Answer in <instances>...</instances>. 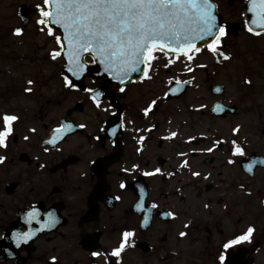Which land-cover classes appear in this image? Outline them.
<instances>
[{
  "label": "flooded vegetation",
  "instance_id": "af4514ba",
  "mask_svg": "<svg viewBox=\"0 0 264 264\" xmlns=\"http://www.w3.org/2000/svg\"><path fill=\"white\" fill-rule=\"evenodd\" d=\"M213 2L221 23L233 25L226 29L223 51L244 66L235 69L231 100H225L226 87L218 83L214 69L197 67L201 53L191 64L194 72L179 61L165 68L171 57L157 53L153 79L126 84L123 93L118 84L85 77L76 89L66 88L60 79L54 95H24L34 107L24 118L17 115L7 147L0 148V156L6 157L0 164V237L8 228L40 227L48 212L60 222L20 248L12 242L18 250L15 258L0 264H53V257L56 264H220L224 243L249 227L254 228L250 242L229 249L227 264H264V160H253L255 155L264 158V149H253L247 125L237 121L264 119V50L253 48L264 33L255 36L246 30V0ZM202 52L217 66L230 60L218 63L217 56ZM138 79L139 74L133 77ZM21 85L1 72L0 100L21 96ZM210 85H222V95L210 93ZM201 87L211 100L206 112ZM86 88L104 95L94 103ZM153 100L157 103L145 116ZM216 102L234 113H210ZM201 116L211 126L232 127L229 136L218 139L222 145L214 146L211 137L201 134ZM232 140L244 149L243 156L232 154ZM195 160L209 165L201 166V180L190 193L189 166ZM33 209L40 223L26 222ZM169 212L173 215H164ZM125 231L134 233L128 237L132 246L126 244L118 258L111 257ZM93 251L102 255L93 257Z\"/></svg>",
  "mask_w": 264,
  "mask_h": 264
},
{
  "label": "snow or ice",
  "instance_id": "6c2138e0",
  "mask_svg": "<svg viewBox=\"0 0 264 264\" xmlns=\"http://www.w3.org/2000/svg\"><path fill=\"white\" fill-rule=\"evenodd\" d=\"M250 4L260 6V20L257 22L254 9L248 7L247 11L253 12V18L245 21L246 30L255 36H260L264 33V0H250ZM217 7L213 0H41V3L35 5L38 13L36 24L39 30L53 37L60 48V51L54 50L51 53L52 59L61 57L63 53L61 58L66 61V72L70 75L63 76L65 87L77 88L72 78L80 80L85 76L89 69L87 57H90L92 64L100 65L103 73L117 82L118 91L121 93L125 91L126 84L138 83L145 78L153 79L150 70L154 69V62L160 59L157 53L171 57L164 65L165 68L179 61L184 63L189 72L195 71L191 64L195 63L197 54L202 50L217 56L218 63L221 60L230 59L223 51L228 33L226 25L218 21ZM57 31L59 35L55 34ZM22 34V28L14 30V35ZM197 67L203 68L205 65H197ZM133 74H139V79L133 80ZM27 83L31 85L33 81L29 80ZM176 83L181 82L176 81ZM183 83H189V81ZM245 83L250 84L251 81H245ZM25 91L31 92L32 89L29 87ZM84 91L91 93L94 103L104 95L97 89L86 88ZM170 91L175 94L174 89ZM216 91L221 90L217 88ZM156 103L157 101L153 100L144 109L145 116ZM95 106L99 108L101 105L96 103ZM217 108L224 110L220 105ZM17 120L18 117L15 115L3 116L4 128L0 130V148L7 147L6 141L13 131L12 122ZM66 127L72 129L73 125L68 124ZM78 127L83 128L85 125ZM239 127L237 125L233 129L234 134L239 132ZM176 135L175 132L171 133L173 137ZM25 139L27 140L28 137ZM140 139L143 140L144 137ZM48 143L52 144L54 140H49ZM223 143L224 141L217 140L214 146H220ZM207 151L212 152L213 148H208ZM230 151L234 156L244 155V149L236 140L231 141ZM5 159L6 157L0 156V164ZM228 162L233 163L232 160ZM245 167L248 171H252L251 164ZM155 171L159 173L160 169ZM153 174L144 173L146 176ZM192 175L199 176L200 173L193 172ZM123 187L124 185L121 184V188ZM151 207L157 206L153 204ZM164 215L172 216L173 214L169 212ZM25 220L27 223H40L37 210L28 211ZM59 222L55 213L48 212L47 220L40 223V227L28 231H13L12 242L16 248H20L36 238L40 232L55 228ZM144 223L147 224V217ZM253 232L254 228L249 227L245 233L224 243L225 251L219 256L220 264H227L225 253L233 246L250 242ZM133 235V232L125 231L119 247L113 249L110 256L118 258L126 244L132 246L128 242V237ZM185 235L184 232L180 233L181 237ZM101 255L100 252H92L93 257ZM56 260V257L52 258L53 264H56Z\"/></svg>",
  "mask_w": 264,
  "mask_h": 264
},
{
  "label": "rangeland",
  "instance_id": "374dc122",
  "mask_svg": "<svg viewBox=\"0 0 264 264\" xmlns=\"http://www.w3.org/2000/svg\"><path fill=\"white\" fill-rule=\"evenodd\" d=\"M38 3H41V0H0V71L7 74L12 80L23 84L32 80L33 84L28 85L27 88L32 89L31 96H35V98L40 94L46 96L55 94L60 82V79H57V71L63 65L61 59H53L52 61L49 59V55L54 50L59 51V46L54 38L48 36L46 32H38L40 30L35 22L37 18L32 19L22 35L17 36L12 32L16 28H21L16 15L17 7L25 4L32 8ZM55 34L57 35V33ZM253 44V48L264 50V35L254 40ZM201 65H205L203 68H207L209 71L214 69L218 73V83L226 87L225 100L233 99L235 97L234 80L236 79L234 72H236L235 69L243 70L244 66L236 63L234 58H231L223 66H217L206 52H201ZM203 79L201 74V80ZM201 100L204 101L201 105L205 104L206 112L211 100L207 89L203 90L202 87ZM33 107V102L24 98L0 100V113L18 115L20 118H24L25 114L30 112ZM237 121L247 125L249 138L253 141V149L262 152L264 149V119ZM231 128V126L228 127L221 123H218L217 126H211L208 120L201 116V134L211 137L213 142L229 136ZM220 131H226V134L221 135ZM209 158L210 156L206 159ZM213 158L217 157L214 155ZM207 165H209L208 161L199 162L197 160L193 161L192 165L190 164V193L195 192L194 185L201 180V166L206 167ZM193 172H199L200 175L193 176ZM191 251H197V247Z\"/></svg>",
  "mask_w": 264,
  "mask_h": 264
},
{
  "label": "water",
  "instance_id": "95a60500",
  "mask_svg": "<svg viewBox=\"0 0 264 264\" xmlns=\"http://www.w3.org/2000/svg\"><path fill=\"white\" fill-rule=\"evenodd\" d=\"M246 6L247 7L244 10L245 20H251L253 18V12L247 11L248 7H252L254 9V12H255V19L257 20V22H259V20H260V17H259L260 6L258 4H250V0H248V4ZM34 13H35L34 11H31V10L29 11L28 8L24 5L18 7V9H17V15L20 18L23 26H26L28 24V22H29L28 16L30 14L33 15ZM218 21L220 22L219 17H218ZM228 28L231 29L232 26L228 25ZM257 30H259V29H257ZM62 56H63V53L61 54V57ZM63 60L65 62V67H64L62 73L64 75H70L69 73L66 72V61H65V59H63ZM87 75L97 77V78H101V79L105 78L104 76H108L107 74L103 73L102 67L98 64H94L93 68H89L88 72L85 74V76H87ZM85 76H83L80 80H75L74 78H72V79L74 82H76V81L81 82ZM110 81H112L111 78H110ZM113 82H115V81H113ZM213 88H216V87H213ZM218 88L221 90V91H219L218 94H221L223 89L221 87H218ZM218 105H220V104H216L213 107L212 111H214V109H215L214 112H216V113L222 112L219 108H217ZM224 112H226V111L224 110ZM261 159H262L261 157H258V158L256 157V158H254V161H261ZM255 167L256 166H254V168ZM11 233H12L11 228H8L5 231L4 239H1V241H0V261L1 262L7 261V259H12L15 256V253L18 251L16 248H14V246H12ZM39 235H41V234H39Z\"/></svg>",
  "mask_w": 264,
  "mask_h": 264
}]
</instances>
